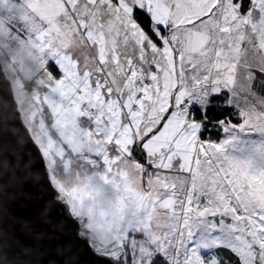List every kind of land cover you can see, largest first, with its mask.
<instances>
[{"label":"snow or ice","instance_id":"obj_1","mask_svg":"<svg viewBox=\"0 0 264 264\" xmlns=\"http://www.w3.org/2000/svg\"><path fill=\"white\" fill-rule=\"evenodd\" d=\"M0 95L88 264H264V0H0Z\"/></svg>","mask_w":264,"mask_h":264},{"label":"water","instance_id":"obj_2","mask_svg":"<svg viewBox=\"0 0 264 264\" xmlns=\"http://www.w3.org/2000/svg\"><path fill=\"white\" fill-rule=\"evenodd\" d=\"M0 236L22 264H88L74 227L56 209L33 142L2 95Z\"/></svg>","mask_w":264,"mask_h":264},{"label":"rangeland","instance_id":"obj_3","mask_svg":"<svg viewBox=\"0 0 264 264\" xmlns=\"http://www.w3.org/2000/svg\"><path fill=\"white\" fill-rule=\"evenodd\" d=\"M61 215V214H60ZM63 218V217H62Z\"/></svg>","mask_w":264,"mask_h":264}]
</instances>
